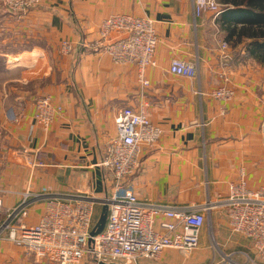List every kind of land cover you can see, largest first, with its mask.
<instances>
[{"label": "crops", "instance_id": "0c3cea01", "mask_svg": "<svg viewBox=\"0 0 264 264\" xmlns=\"http://www.w3.org/2000/svg\"><path fill=\"white\" fill-rule=\"evenodd\" d=\"M239 1L218 0L224 11L216 17L211 11L197 15L195 0H40L22 13L0 0L3 207L13 208L25 191L43 188L110 196L113 176L100 163L116 136V117L125 107L138 110L147 103L149 118L163 135L155 145L142 147L132 182L139 199L183 207L215 202L229 196L242 172L250 189L264 185V62L251 53L255 38L240 36L246 4ZM117 14L156 21L157 63L145 71L147 87L135 65H117L106 53L80 50L81 41L96 40L102 21ZM122 36L113 33L111 39ZM64 40L75 44L72 53L61 51ZM173 59L198 65V77L172 74ZM223 76L235 89L229 102L210 96ZM42 96L61 109L49 129L35 119ZM43 210L42 202L33 206L27 221H40ZM210 221L224 250L251 247L256 259L264 260L251 240L232 232L224 207L211 211L203 235ZM201 243L188 255L170 250L136 264H203L214 251L210 243ZM0 264L56 263L3 238Z\"/></svg>", "mask_w": 264, "mask_h": 264}, {"label": "built area", "instance_id": "2783aa9c", "mask_svg": "<svg viewBox=\"0 0 264 264\" xmlns=\"http://www.w3.org/2000/svg\"><path fill=\"white\" fill-rule=\"evenodd\" d=\"M4 2L10 11L22 13L40 0ZM223 10L218 0H195L197 15L211 11L217 17ZM113 33L123 36L112 40ZM158 43L153 18L117 14L102 21L96 40L81 41L79 47L84 53H106L117 65H135L140 83L147 87L145 71L157 63ZM60 45L64 54L72 53L76 47L68 40ZM222 47L227 48V44ZM170 72L187 79L196 78L199 67L173 59ZM223 80L210 96L229 102L235 97V89L227 76ZM147 108L148 103L138 110L125 107L116 117V136L107 143L100 163L113 176L110 196L63 194L43 188L39 192L25 191L13 208L3 207L0 197V239L56 264H80L85 258L95 263L136 264L141 260H158L167 250L188 255L199 249L208 215L213 209L224 207L232 232L251 240L264 256V185L250 189L244 172L230 185L229 196L215 202L183 207L137 197L132 182L141 167L142 147L155 145L163 135V129L149 118ZM60 111L51 97L42 96L36 101L35 119L49 129ZM40 202L44 203L40 221L30 224L27 221L30 210ZM104 205L108 207L105 228L89 243L99 209Z\"/></svg>", "mask_w": 264, "mask_h": 264}, {"label": "rangeland", "instance_id": "374dc122", "mask_svg": "<svg viewBox=\"0 0 264 264\" xmlns=\"http://www.w3.org/2000/svg\"><path fill=\"white\" fill-rule=\"evenodd\" d=\"M101 209H99V216L97 221L99 220ZM214 232L216 233V228L212 227L211 221L208 223L206 228L204 229V235L201 234L202 242L205 241L210 243L213 248L214 255H212L211 260L204 262L203 264H264V260L256 259V254L252 250L251 247L238 249L234 245H230L229 248H224L216 243ZM218 235L216 234V237ZM198 250V249H197ZM195 250V251H197ZM170 251V250H167ZM194 251V252H195ZM88 258H85L80 264H88Z\"/></svg>", "mask_w": 264, "mask_h": 264}, {"label": "trees", "instance_id": "16d2710c", "mask_svg": "<svg viewBox=\"0 0 264 264\" xmlns=\"http://www.w3.org/2000/svg\"><path fill=\"white\" fill-rule=\"evenodd\" d=\"M241 2L246 4V8L243 10L244 16L242 15L239 21L246 24V29L241 30L240 36L248 35L255 38L251 53L259 61L264 62V0H242L239 1L240 5Z\"/></svg>", "mask_w": 264, "mask_h": 264}, {"label": "water", "instance_id": "95a60500", "mask_svg": "<svg viewBox=\"0 0 264 264\" xmlns=\"http://www.w3.org/2000/svg\"><path fill=\"white\" fill-rule=\"evenodd\" d=\"M107 216H108V207H107V205H104L102 210H101L99 220L97 221V224L91 233V239H90L89 243H92L94 236H97L98 234H100L104 230L106 222H107ZM100 264H117V262L114 263V262H103L102 261V262H100Z\"/></svg>", "mask_w": 264, "mask_h": 264}]
</instances>
